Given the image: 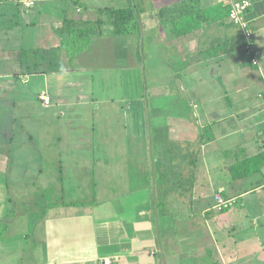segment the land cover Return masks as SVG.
Segmentation results:
<instances>
[{"label": "crops", "instance_id": "1", "mask_svg": "<svg viewBox=\"0 0 264 264\" xmlns=\"http://www.w3.org/2000/svg\"><path fill=\"white\" fill-rule=\"evenodd\" d=\"M33 1V6H26L23 0H0L2 101L15 104L19 81L30 83L36 77L44 86L37 94L42 109L57 103L83 105L90 102V98L80 90L74 97L63 96L64 88L73 85L68 73L95 67L102 72L111 65L118 68L124 62L141 73L137 81L143 82V88H148L149 77L159 81L150 90V102L153 101L156 113L151 114L148 93L143 92L145 105L136 101L131 109L126 108L124 98L119 99L121 105L116 107L109 103L110 100L114 104L113 97L102 100L104 109L98 106L86 112L87 119L93 122L88 127L82 122H72L68 128L60 130H26L23 134L28 144L24 145L34 153L21 167L27 168L30 175L11 176L15 179L13 182L17 181L12 187L9 169L16 164L12 161V152L15 135L19 133L12 131V127L6 131L9 123L3 120L0 136L9 148H0V264H264V224L259 221L264 217L261 195L264 169L262 173L233 180H229L226 172H221L223 166L228 169L234 162L230 151L254 154L264 147V97L259 96L264 93V0H252L247 14L256 46L261 51L258 67L250 66L241 32L230 21L224 25L204 26L196 35L174 37L169 25L160 22L158 12L182 0H83L89 8L79 7L72 0ZM220 1L229 3L230 0H202V3L210 5ZM136 2L140 8V34H118L114 27L105 30L94 37L89 50L71 61L67 51L59 47L67 32L64 19L94 20L98 16L97 7L123 8ZM154 51H159L161 59L148 62ZM174 55L178 59L175 64ZM68 61L75 67L68 68ZM181 65L185 68H179ZM215 73L222 92L210 96L208 89L216 87ZM163 82L172 83L174 92ZM157 87H162L164 92L154 91ZM179 87L189 98V111L180 104ZM42 93L51 98L49 106L40 99ZM172 101H175L176 112L168 114V107L174 104ZM9 113L6 118L14 121L15 116ZM161 113L175 123H161ZM64 114H70V119L84 116L81 112L64 111L57 117ZM192 116L197 127L186 123L182 126L181 123ZM96 118L103 120L100 127L95 124ZM106 119L118 125L106 126ZM130 119L135 123H130ZM151 126L162 129L156 143L152 140ZM80 134L87 138L79 137ZM127 134L135 137L133 148L125 143ZM47 135H52V142L45 138ZM36 136L37 141H42L36 144L38 147L33 144ZM119 136L124 145L120 148L115 145ZM69 140L75 145L70 149L72 154L66 156L61 145ZM153 149L160 153V187L155 176L153 185L147 178L155 167ZM97 150L113 153L105 155L102 162L93 157L87 163L90 159L82 152L89 151L93 155ZM126 150L139 152L136 161L140 163V178L143 172L146 176L143 184L131 186V172H127L125 175L130 177L125 176L123 187L116 189L104 180L99 192L96 185L92 200L82 199L83 186L78 185L77 180L82 175L79 168H89L95 178L96 168L100 166V175L109 176L114 168L110 162L118 158L115 152ZM213 153L216 159H221L216 168L218 173L209 162ZM121 159V166L127 170L132 155L124 154ZM32 167L36 169L31 171ZM71 168L75 174L69 178ZM221 174L225 177L223 180ZM20 177L26 187L18 184ZM65 178L71 179L67 182L73 186L65 187ZM202 180L207 182L208 189L199 185ZM156 187L162 192H157ZM52 188L56 194L75 199L65 201L64 197H59L64 199L38 205L39 198H50L47 195ZM216 194L233 200L231 206L239 208L234 211L230 210L231 206L222 210L216 208ZM255 194L256 198L252 196ZM160 198L165 199L162 209L158 207ZM16 199L28 200L25 211L19 214L15 211L20 205ZM237 212L244 220L232 219L231 213ZM4 220L3 226L1 221Z\"/></svg>", "mask_w": 264, "mask_h": 264}, {"label": "rangeland", "instance_id": "2", "mask_svg": "<svg viewBox=\"0 0 264 264\" xmlns=\"http://www.w3.org/2000/svg\"><path fill=\"white\" fill-rule=\"evenodd\" d=\"M81 1H83V0H81ZM89 1H96V0H89ZM104 27H105L104 29L106 31L113 30V25H110L109 23L107 25H105ZM90 32H91L90 33L91 40H90L89 45L85 48V50H87L89 47H91L90 45H91L92 41L94 40V37L97 35V34H95L94 29L91 30ZM116 43H117V40H116ZM145 45L147 47L146 42H145ZM146 47H145V51H146ZM160 49H162L161 53L163 54L164 49L162 47ZM80 53H78V54H80ZM53 56H55V55H53ZM62 56L64 57V54ZM75 56L69 58V60L70 61H71V59L73 60V58ZM160 57L161 56H160L159 51H156V52L154 51V52H152V55L150 56V58L147 61L151 62L152 59H155V61H156V60L161 59ZM173 58H174L173 60H174V64H175L176 63L175 61L178 60L177 56L174 55ZM154 64H155V62H154ZM67 67L71 68V67H75V65H72V63L71 62L69 63V61H68ZM180 67H181V69L185 68V67H183V65L179 66V68ZM154 71H156V68H154ZM187 71H189V70H187ZM103 73H105V74L103 75V77H101V74H103ZM216 73L214 74L215 78H216ZM68 74H70V77H72V78H70V80L72 81L73 85L69 89L64 88L65 91L63 92V96L66 95L69 97L70 96L74 97L75 95L79 94V90H80L82 92V94H85L90 98V100H89L90 102L83 104V105L81 103H77V102L64 103V104L63 103H60V104L57 103L56 105L52 104V106L49 107V109H44V108L42 109V107L38 103L37 94L39 93L40 89L44 88V86H43V82H41V79L36 78V77L32 78L30 80V83H25V82H23L24 80H21V82L19 81V84H20L19 88H18L19 90H18L17 94L14 95L15 98H18L17 99L18 101L15 104L10 103L9 101H2L1 100L2 97L0 94V130H1V128H3V126H2L3 120H5L6 123H9V126L7 128H5L6 131L9 132L10 128L12 127L13 128L12 131H16L17 133H19V134L15 135V139H14L15 150L12 152V155H13L12 161L16 162V164H14L9 169L10 177L13 176L14 178H16V176H23V175L29 174L27 168L21 167V164L25 160H27L28 158L33 157V153H34V151H32V150L28 151L27 150L28 147H26V145H24V144H28V142L25 141L26 137L23 134L26 130H29L32 132L34 130H37V129L60 130L62 128H68L70 126V123H72V122H75V123L82 122V123H84L85 127H88V126H91V123H93V122H92V120L87 119L86 112L89 109L91 110L93 107L98 108V106H100V108L103 106L101 109H104L105 105H104V102H102V100L106 101L107 98L113 97L116 101H114L113 102L114 104H112V102L109 100V103L112 106L116 107L118 105H121L119 102V99L124 98L126 100V104H125L126 108L131 109L132 107H135L134 104H136V101H138L139 104L141 103L142 106L145 105L144 101H146V99H145V97L142 98L143 92L148 93V99H149V103H150L148 105V107H149L151 114L154 115V113H156V110L153 106V101L150 102V100L152 98V94H151L150 90L152 88V85H154L156 82L159 83V81H156L155 79H151V77H149V74H148V77H149L147 79L148 88H143V86H142L143 82L141 80L137 81V79H140L139 75H141V73L139 71L137 72L135 70H132L129 65H124V62H123V65L119 66L118 68H117V66L112 67V65H111L109 70L108 69L103 70L102 72L97 70L95 67V68H88V69L86 68L85 70H81V71H72V72H69ZM215 80H216V87H212L211 90L208 89L210 96L219 95L222 92V88L218 82L219 81L218 75H217V78ZM163 84H166V85H168L167 87H169L170 84H172V83L167 84V83L163 82ZM181 84L182 83L180 81V86H181ZM1 90L2 89H0V93H1ZM147 90H148V92H147ZM170 90H171V93L174 92L172 86H170ZM179 90L180 91L178 93H179L180 101L182 102L180 104L181 105L183 104L185 106V109H188V111H189V108H188L189 107V105H188L189 104V101H188L189 98L187 97V94L185 93L186 91H182L180 87H179ZM154 91L164 92V89L162 87H157V89L154 88ZM97 99H99L100 101L97 102L96 101ZM172 103H174V104H170V107H168V109H167L168 114H172V113L176 112L175 101H172ZM179 106L180 105L178 104V107ZM71 107H72V110H70ZM107 108H108V106H107ZM64 111H66L67 113L81 112V113H83L84 116L82 119H75V118L70 119L69 118L70 114H64V116L58 118L57 116H60V114H62V112H64ZM9 112H12L13 115L15 116L14 121H11V120L8 121V118H6L7 114H10ZM159 115H160V122L161 123H164L165 125H168L170 122L175 123V120H172L171 118L164 116L163 113H161ZM128 119H127V121H128ZM102 121H103L102 119L96 118L95 124L100 127V123ZM129 121L132 124L135 123L134 119H130ZM111 122H113V120H107L106 119V121H104V123H106V126L108 124L114 125V126L118 125V124L116 125V123L111 124ZM185 123L187 125L192 126V127L195 126L194 128L197 127L196 119L193 116L191 117V119H188L187 122H182L181 123L182 126H184ZM99 127H97L96 129H98ZM82 129H87V128H82ZM66 130L68 132V129H66ZM41 137H43V136H41ZM79 137L87 138V136L84 134H80ZM97 137H98V135H96V137H95L96 140H98ZM107 137L109 138L110 136H107ZM36 138H37V136L35 137L33 144H35V146L38 147L36 144L39 142H42V141H37ZM45 138L49 139L51 142L53 141L52 135H47V136H45ZM125 138H126V142H125L126 145L129 144L131 146V148H133V146L135 144V139H134L135 137L132 134H127L125 136ZM115 142L117 143L115 145H117L118 148L124 146V145H122V143H123L122 136H119V139H116ZM221 142H222V140H220V144H221ZM55 143H57V141ZM154 143H156V142L154 141ZM73 145H75V142L73 140H71V141L69 140L67 144L62 143L61 146L64 149V151L62 153L65 154L66 156L72 154L70 149L73 147ZM228 145H226V146H228ZM41 146H42V143L39 147H41ZM153 147H155V144ZM0 148L1 149H8L9 148V145H7V143L3 142L1 136H0ZM80 153L81 152H79V154ZM82 153L84 155L88 156V159H90V160L86 161L88 163L89 161L92 160L93 157L95 158V160L102 162L103 160H105V155H111L113 152L109 151V150L108 151L107 150H97L94 152L93 155H92V152H89V151H84ZM152 153H153V156L154 155L156 156L155 165H156L157 170L159 171L160 168L158 167V156L160 153H159L158 149L157 150L153 149ZM163 153H165V152H163ZM124 154L129 155V156L132 155V157H133V159H131L130 162H129V160L126 162V166L128 165V162L130 164L129 167L126 168L127 170H125V168L121 166V161H120V160H123L121 158H122V155H124ZM138 155H139L138 151L131 152L130 150H126L123 152L122 151L115 152V156H117L118 158H116L114 161L110 162V163L114 164V168H112L113 173H110L109 176H106V177H104L103 175H100V172H101L100 166H97V168H96V169H98V171H97L98 174L96 173L95 178L88 171L89 168H87V169H85L84 167L82 169L79 168V171L82 173V175H81V179H79L77 177V180H78V185L82 184V186H83L84 193L81 194L82 199L84 198L88 201L92 200V198L95 197V195H93L92 192H95L96 185H97V191L99 192V190L103 188L104 180H105L107 185H108V183H111L112 186L114 185L116 189L123 187L125 184L124 183V178L126 176L125 173L127 174V172L128 173L131 172V178H132L131 186L136 187L140 184H143L144 178L146 176H144V172L142 174V178H140V176H139V173H141L140 172L141 168H140V163H138L136 161L137 160L136 158L138 157ZM209 158H210L209 162L212 163L213 165L215 164L214 166L212 165L211 168L213 170H217L216 168H218L217 166L221 163V159H219V158L216 159L214 157V153L212 155H210ZM82 160H85V159H82ZM160 163L161 162L159 161V164ZM35 169H36V167L30 168L31 171L35 170ZM68 171H69L68 176H69V178H71V175L75 174L74 168H71V170L68 169ZM151 171H153V167L151 168ZM221 172H222V174H224L226 172V174H228L227 176H228L229 180L234 179L231 172L227 168H225V166L222 167ZM217 173H218V170H217ZM222 174H221V179L223 180L225 177ZM32 175H34V173ZM153 176H152V182L149 181L150 184H152V185L154 184L153 183V178H154ZM169 176H170V174H169ZM129 177L130 176H128L127 178L129 179ZM149 177L151 178V176L148 174L147 178L149 179ZM159 178H160L159 174H157V179H159ZM65 179H64L65 187L73 186L72 184H70V182H67L71 179H68V178L66 180ZM14 180L15 179L12 178L9 181V183H10L9 185L11 187L14 186L15 183L17 182V181L13 182ZM23 180L24 179H22L20 177V179L18 181V184L20 185V187L22 186V188L27 186V184ZM72 182L74 183L75 179H72ZM106 184H105V186H106ZM158 184L160 187V185L162 183L160 184V181H159L157 183V185ZM60 185L62 186V182ZM199 185L202 188H204L206 186L208 189L207 182H205L204 180L200 181ZM241 186H242V184H241ZM159 187H156L157 192H159L160 190L162 192V189ZM55 191L56 190L54 188H52V191L50 193H48L47 196H50L51 199L50 198H44L43 199L42 197L39 198L38 205H41L44 202H58V201L63 200L64 198H65V201H70V200L75 199L74 197H72V198H68V196L65 197V194H61V195L56 194ZM21 194L22 193H18V196H22ZM66 194H68V193H66ZM261 195L263 196L262 197V201H263L264 200L263 199L264 193H262ZM252 196H254L256 198V196H258V195L255 194ZM252 196H250L249 198H252ZM59 197H64V198H59ZM96 197H98V195H96ZM254 197H253V199H254ZM78 199H79V197H78ZM16 200H17L18 204H20V205L19 206L17 205V207H15V211L19 214V213H21V211H25L28 200L27 199H25V200L24 199L23 200L16 199ZM23 201H25V202H23ZM262 204H264V201L262 202ZM257 205L259 208L260 205L258 203H257ZM231 207L232 208L230 210H232V211H234L233 210L234 208H239V207L233 206V205ZM231 214L233 215L232 219L238 218V219L244 220L243 215L239 212H237L235 214L234 213H231ZM259 221L264 224V217H262ZM23 222L24 221H22L21 223H23ZM262 233L264 235V231H262Z\"/></svg>", "mask_w": 264, "mask_h": 264}, {"label": "trees", "instance_id": "3", "mask_svg": "<svg viewBox=\"0 0 264 264\" xmlns=\"http://www.w3.org/2000/svg\"><path fill=\"white\" fill-rule=\"evenodd\" d=\"M72 1L79 7L89 8V6L81 0ZM230 8L231 4L224 1L204 5L202 0H182L175 2L172 5L162 7L158 12V16L161 23L169 25L170 31L174 37H183L189 34L196 35L197 32L201 31L203 27L207 25L226 24L227 21H230ZM95 10L97 11L98 16L94 20L82 18L64 19V21L67 22L65 26L67 32L66 36L62 38L59 47L67 51L69 58L78 55V53L84 51L89 45L91 40V30L94 29V32L97 35L103 34L105 32L104 26L107 23L113 25L115 33L140 34V8L137 2L135 5L130 4L128 7L123 8L107 6L97 7ZM231 24L235 25L232 22ZM235 26L239 28V26ZM239 30L245 44L242 30L240 28ZM248 62L252 67H258V65H253L249 59ZM160 131H162L161 128L151 126L153 143L154 141L158 142L157 134ZM229 154L235 157L234 162L228 167L234 179H242L263 172L264 147L254 154L241 155L237 153L236 150L230 151ZM157 174H159V171L155 165L154 171L149 174L151 176V178L149 177L150 180L152 181V176L154 175L156 183H158L160 178L157 179ZM260 185L262 184H259V186ZM164 200L162 198L158 200L159 209L164 207ZM1 224L4 226L6 224L5 220L1 221Z\"/></svg>", "mask_w": 264, "mask_h": 264}, {"label": "built area", "instance_id": "4", "mask_svg": "<svg viewBox=\"0 0 264 264\" xmlns=\"http://www.w3.org/2000/svg\"><path fill=\"white\" fill-rule=\"evenodd\" d=\"M23 2L26 6H33L35 4L33 0H23ZM229 3L231 4L229 19L232 23L239 26V28L242 30L245 39L244 50L248 55L250 62L253 65L259 66L261 62V51L256 46L254 39V31L247 18L248 11L253 5V1L230 0ZM259 96L263 98L264 93H260ZM40 99L43 101L45 106H49L51 103V98L46 93L40 94ZM215 200V207L220 210L230 207L233 203V200L224 198L222 194H216ZM106 261L107 263L110 262V260Z\"/></svg>", "mask_w": 264, "mask_h": 264}]
</instances>
